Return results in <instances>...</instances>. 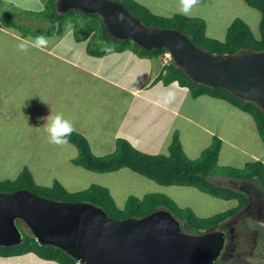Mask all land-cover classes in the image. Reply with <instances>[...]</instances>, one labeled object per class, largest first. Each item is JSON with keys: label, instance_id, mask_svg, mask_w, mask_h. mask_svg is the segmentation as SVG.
Returning a JSON list of instances; mask_svg holds the SVG:
<instances>
[{"label": "rangeland", "instance_id": "obj_1", "mask_svg": "<svg viewBox=\"0 0 264 264\" xmlns=\"http://www.w3.org/2000/svg\"><path fill=\"white\" fill-rule=\"evenodd\" d=\"M1 1L0 20L7 19L24 26L28 38H23L20 32L0 22V181L12 180L27 169L38 186H51L58 181L69 192H75L96 184L111 192L117 207H122L131 195L141 199L148 193H161L179 207L190 208L198 217H208L237 205L236 199L216 198L194 187L159 185L127 167L107 173L88 171L73 162L78 156L75 145L69 142L65 145L50 143L44 118L62 112L65 118L72 121L74 131L86 137L91 152L96 156L112 153L119 139H126L136 149L148 154H167L166 139L157 137L162 130V134L168 133L169 123L184 127L179 134L190 156H197L203 147L199 145L197 152H189L191 148L188 145H194L195 141L198 144L202 142V136L193 124L181 118L173 119L159 107L145 103L139 105L137 99L130 104L129 95L121 91L119 94L103 81L91 78L73 63V60L78 65L92 62L95 64L92 67L105 71L109 79L115 77L130 85L135 68L142 76L148 74L147 61H140L137 57H134L135 60L125 59L124 56L130 54L129 49L122 51V57L116 58L117 53L94 56L88 50V40L76 38L83 34V26L80 28L77 22L70 20L61 32L44 35L41 29L45 31L50 26L46 19L19 15L18 12L13 16L14 11L9 7L14 5L20 10L41 11L45 8L46 0ZM136 1L157 15L170 17L181 13L180 0ZM189 16L204 19L206 35L217 40L225 38L227 28L235 18H241L256 37L259 35L260 12L249 7L244 0H200ZM3 30H12V33ZM39 35L47 38L46 44L37 45L36 37ZM21 42L27 46V51L20 50L18 45ZM55 55L67 57L71 62H63ZM108 58L114 62L113 65L109 63V68ZM120 58L124 60L120 61ZM169 92L173 93V98L166 103L165 97ZM35 94L37 97L33 103L25 101ZM157 94L162 104L181 108L188 115L198 118L187 107L191 104L186 102L190 99L188 92L177 90L176 85H172L170 90ZM118 96L121 99L124 96L125 100L119 101ZM105 102L107 111L103 110ZM200 102L202 105L213 103L205 96L199 98ZM213 104L216 109L217 104L221 103L215 101ZM200 121L207 122L205 119ZM220 122H223L220 130L210 124L225 141L218 153V167L242 169L254 158L264 161V144L258 139L256 124H253L249 114L238 111L235 118L225 115ZM209 177L215 185L250 194L246 207L229 217L218 229L226 234H229L230 226L233 229V245L223 256L222 264H264V200L256 192L259 187L255 183L225 176ZM219 258L218 264L221 263ZM39 262L50 263L42 259ZM4 263L22 264L0 256V264Z\"/></svg>", "mask_w": 264, "mask_h": 264}, {"label": "trees", "instance_id": "obj_2", "mask_svg": "<svg viewBox=\"0 0 264 264\" xmlns=\"http://www.w3.org/2000/svg\"><path fill=\"white\" fill-rule=\"evenodd\" d=\"M118 1L127 8L129 13L139 18L146 26L179 29L196 46L213 54H232L240 49L264 50V0H244L249 7L260 12L258 37L253 34L245 21L241 18H235L228 26L223 40L208 37L206 35V22L198 16H185L181 13H176L170 17H165L153 13L136 0ZM0 4H3L1 0ZM9 7L14 11L13 16H16L14 14L18 12L19 15L46 19L50 26L45 31L41 29V33L44 35L61 32L64 25L70 20L74 23L77 22L80 28L83 26V34L77 35L76 38L78 40H88V50L94 56L129 49L139 56L160 58L167 51L164 48L144 49L130 38L125 40L113 39L106 34L104 25L97 14H86L77 10H69L61 14L57 12L54 0H46L45 8L41 11L20 10L14 5ZM0 22L5 27L20 32L19 34L23 38H28V31L24 29V26H18V23L14 24V22H10L7 19L4 21L0 20ZM39 32L37 31V33ZM162 69L163 73L160 79L165 84L176 82L180 86L189 89V92L194 97L205 94L219 98L250 114L264 143V114L255 103L239 99L223 88H213L192 81L183 70L174 64L172 59L163 64ZM69 143L75 145L78 150V156L73 162L88 171L107 173L127 167L162 186H190L216 198L225 200L236 199L238 203L233 208L208 217L196 216L190 208L179 207L168 196L161 193H148L141 199L131 195L125 200L122 207H117L108 189L103 186L93 184L86 189L75 192H69L58 181H55L51 186H38L27 169H24L12 180H1L0 192L23 188L55 200L89 202L101 207L108 216L115 219L131 216L143 217L155 209L164 208L180 221L184 231L192 233L218 230L229 217L238 214L245 208L250 197V194L244 191L211 183L209 176H225L242 182L255 183L259 187V190L256 191L258 197L264 200L263 162L260 160L247 162L242 169L230 166L218 167L217 158L221 147V139L218 137H215L212 144L202 151L201 156L195 160L185 156L177 136L172 139L167 154H147L135 149L127 140L119 139L112 153L96 156L91 152L86 138L76 131H73L69 137ZM231 234L229 233V239L220 255V264H222L221 260L225 253L233 245ZM261 235L262 233L260 232ZM25 253H33L41 259L54 261L57 264H78L73 257L62 249L53 245L39 244L27 231L24 232V239L20 244L10 247L0 246L1 257ZM215 264H218V259Z\"/></svg>", "mask_w": 264, "mask_h": 264}, {"label": "water", "instance_id": "obj_3", "mask_svg": "<svg viewBox=\"0 0 264 264\" xmlns=\"http://www.w3.org/2000/svg\"><path fill=\"white\" fill-rule=\"evenodd\" d=\"M54 2L61 14H97L113 39L130 38L147 50L164 48L192 81L228 90L264 114V50L213 54L179 29L146 26L118 0ZM25 231L80 264H215L226 244L224 231H184L164 208L115 219L89 202L55 200L23 188L0 192V246L20 244Z\"/></svg>", "mask_w": 264, "mask_h": 264}, {"label": "crops", "instance_id": "obj_4", "mask_svg": "<svg viewBox=\"0 0 264 264\" xmlns=\"http://www.w3.org/2000/svg\"><path fill=\"white\" fill-rule=\"evenodd\" d=\"M5 29H8V28H5ZM3 31L5 33H12L11 32L12 30L9 31V32H7L8 30H3ZM13 33H15V32H13ZM15 34H18V33H15ZM124 50L112 51V52H108V53H105V54H110L111 53L113 55V54L117 53L116 58L117 57H122L124 55V54H122V51H124ZM129 53H130L129 55H132V56H129V55L124 56L125 59L132 58V60H135L134 57H137L140 61L141 60L142 61H147V65H148L147 66V68H148V72L147 73L148 74L147 75L145 74L144 76H142L139 73H137L136 70H135L136 68L134 69V72H133L134 77H132V79H131L132 84H130V85L127 82H124L123 80L120 81V80L116 79L115 77L109 79V76L107 75V73L105 71H101V69H98L97 67H92V66L95 65V64L93 65L92 62H91V64L89 63L90 66L88 65L87 61H86L87 64H83L82 63V64L78 65L75 62V60H73V63H74V66L79 67L83 72L89 74L91 76V78L99 79V80L103 81L104 83L109 85L110 88L115 89L118 93H119V91H121V93L129 95L130 99H131L130 100V104L133 101L136 102L135 100L137 99L140 102L139 105L145 103V104L153 106V107H159V108L163 109V111H165V113H164L165 115H168V116H170L173 119L174 118H181V119H184L187 123L193 124L199 130L198 134L200 136H202V142L200 144H198V142L195 141L194 145H188V147L191 148L189 150V152L190 151L192 152L193 150L196 151L198 149V146L201 145L203 147L200 148V151L199 152L196 151L198 155L201 154L204 149H206L207 147H209L212 144V142H213L215 137H218V138L221 139V146H222V143L225 142L223 137L219 136L217 134V132L215 131V128L213 126H211L210 124H214L215 126H217V129L220 130V127L223 126L222 125L223 122H220V121H221V119H224L225 115H228V116H230L232 118H235L236 117V112L242 111V110H240L236 106L228 103L225 100H222V99H219V98H215V97H212V96H208V95H205V94L194 97L189 92V89L180 86L176 82H171V83L165 84L160 79V76L163 73V69H162L163 68V63H162V60H160V58H150V57H147V56H139L135 52H131V50L129 51ZM55 56H57V58L62 60L63 62H66V63L71 62V60H68L69 58H67V57H63L61 55H55ZM107 57L113 58L114 56H107ZM109 58H108L109 62H108V66H107L108 68H109V63H111L112 65L114 63V62H111V60H113V59H109ZM123 60L124 59L122 58L120 61H123ZM172 85H176L177 90L180 89V91L184 90L185 92L189 93L190 99H188L186 102H188V103L191 102V104L187 103L188 104L187 107L191 111L196 113L197 117L198 118L200 117L199 118L200 120L201 119L202 120L205 119V120H207V122H201L198 118H196L194 116H191V115H188V113L184 112V110L181 109V108H180L181 109L180 110L177 107L161 103L157 93H159V92L163 93V91L166 90V89L170 90ZM201 96H205L207 98H210L211 101H213V103L215 101H218L221 104H219V105L217 104V106L215 105L216 109L213 108L214 104L212 102L211 103L208 102L209 105H206V104L202 105L201 102L199 103V98H201ZM36 97H37L36 94L32 95L30 98H28V100H25V101L27 103L31 104V103H33L34 100H36ZM118 97H119V101L121 100V102H123V100H125V99H123V98H125L124 96L122 97V99L120 98V96H118ZM106 107H107V102H105V109H103L104 111L106 110ZM234 111H236V112H234ZM249 116L252 118L253 124L255 125V121H254L253 117L250 114H249ZM165 125L167 126V124H165ZM168 125H169L168 126L169 127L168 133L164 132V134H162L161 132L163 130L160 131L158 133L160 136L158 135L157 139H159V138H162L163 140L166 139L167 148H168L170 143H171V141H172V139L175 136H177L185 156L187 158H189V159H192V160H195V159L199 158L200 155L196 156V154L194 156H190L188 154L187 150L185 149L186 148L185 145H183V142H182V140L180 138L179 132H180V130H183L182 128H184V127L183 126H174L171 123H169ZM113 126H115V125H113ZM81 135H83V134H81ZM257 137L260 140V142L262 144H264L262 139H261V137H260V135H259V133H258V130H257ZM144 153H146V152H144ZM253 160H257V159L254 158ZM212 180L213 179L211 177H209V181L212 182ZM233 180H235V179H233ZM214 181H216V179ZM3 258H11V260L12 259L16 260V261H18L19 263H22V264H47L45 262H39V261H41V258L36 256L33 253H25V254H21V255L9 256V257H3ZM42 260L43 261H48V260H44V259H42ZM48 262H50L49 264H55L54 261H48Z\"/></svg>", "mask_w": 264, "mask_h": 264}, {"label": "clouds", "instance_id": "obj_5", "mask_svg": "<svg viewBox=\"0 0 264 264\" xmlns=\"http://www.w3.org/2000/svg\"><path fill=\"white\" fill-rule=\"evenodd\" d=\"M200 0H180V12L189 16L193 7L197 5ZM37 45H44L47 42V38L43 35L36 37ZM18 47L22 51H27V46L21 42ZM173 93L169 92L165 97V102H171ZM47 121L46 132L48 133L49 142L54 145H65L69 142V137L73 133L74 125L70 119L65 118L62 112H58L55 115H48L44 118ZM78 264H80L78 262Z\"/></svg>", "mask_w": 264, "mask_h": 264}, {"label": "built area", "instance_id": "obj_6", "mask_svg": "<svg viewBox=\"0 0 264 264\" xmlns=\"http://www.w3.org/2000/svg\"><path fill=\"white\" fill-rule=\"evenodd\" d=\"M160 59L162 60V63L163 64H166L170 59H171V56L170 54L166 51L162 54V56L160 57Z\"/></svg>", "mask_w": 264, "mask_h": 264}, {"label": "flooded vegetation", "instance_id": "obj_7", "mask_svg": "<svg viewBox=\"0 0 264 264\" xmlns=\"http://www.w3.org/2000/svg\"><path fill=\"white\" fill-rule=\"evenodd\" d=\"M249 203V198H248V202H247V204ZM263 206V205H262ZM246 207V206H245ZM262 215H263V213H262ZM228 232L229 233H232L233 232V229H232V227H230L229 229H228ZM225 237H226V242L228 241V239H229V234H226V232H225Z\"/></svg>", "mask_w": 264, "mask_h": 264}]
</instances>
